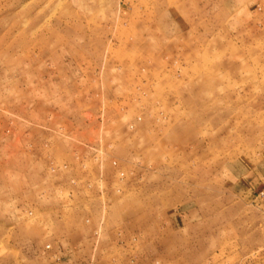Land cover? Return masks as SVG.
I'll use <instances>...</instances> for the list:
<instances>
[{
	"label": "rangeland",
	"instance_id": "1",
	"mask_svg": "<svg viewBox=\"0 0 264 264\" xmlns=\"http://www.w3.org/2000/svg\"><path fill=\"white\" fill-rule=\"evenodd\" d=\"M0 264H264V0H0Z\"/></svg>",
	"mask_w": 264,
	"mask_h": 264
}]
</instances>
